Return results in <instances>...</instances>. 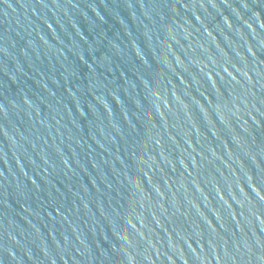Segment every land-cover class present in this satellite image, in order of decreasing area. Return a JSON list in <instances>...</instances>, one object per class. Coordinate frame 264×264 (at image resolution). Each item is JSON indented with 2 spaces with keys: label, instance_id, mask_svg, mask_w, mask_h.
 Listing matches in <instances>:
<instances>
[{
  "label": "water",
  "instance_id": "obj_1",
  "mask_svg": "<svg viewBox=\"0 0 264 264\" xmlns=\"http://www.w3.org/2000/svg\"><path fill=\"white\" fill-rule=\"evenodd\" d=\"M0 264H264V0H0Z\"/></svg>",
  "mask_w": 264,
  "mask_h": 264
}]
</instances>
